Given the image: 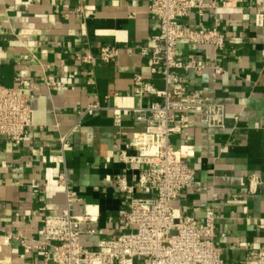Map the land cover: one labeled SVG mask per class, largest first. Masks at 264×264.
Wrapping results in <instances>:
<instances>
[{"label":"crops","instance_id":"1","mask_svg":"<svg viewBox=\"0 0 264 264\" xmlns=\"http://www.w3.org/2000/svg\"><path fill=\"white\" fill-rule=\"evenodd\" d=\"M204 1H215L219 9L179 24L210 30L220 21L226 47L217 52L181 44L178 58L219 66L223 73L174 74L184 78L190 94L226 106V127L211 129L199 116L189 115L181 133L171 137L196 172L195 185L172 208L178 216L203 222L214 206L216 245L227 264H239L264 249V27L256 25L264 0H244L238 8H223L228 0ZM152 2L0 0V85L40 84L26 91L33 96V126L19 142L0 138V264H54L43 254L42 228L45 217L65 208V193L58 186L65 168L79 200L74 214L98 220L100 235L82 238L89 249L125 232L118 215L134 198L156 197L153 190L137 188L139 172L120 160L123 152L137 155L131 141L147 129L133 111L161 102L149 94L138 96L135 77L165 89L163 76L151 73L150 55L142 52L160 32L149 11ZM108 45L117 48L115 63L96 59L86 65L78 59L88 52L97 58ZM94 104L102 110L85 115ZM118 176L136 186L134 195L120 194ZM252 180L258 182L255 194Z\"/></svg>","mask_w":264,"mask_h":264},{"label":"built area","instance_id":"2","mask_svg":"<svg viewBox=\"0 0 264 264\" xmlns=\"http://www.w3.org/2000/svg\"><path fill=\"white\" fill-rule=\"evenodd\" d=\"M244 0H228L223 8H238ZM219 9L215 1L204 0H153L150 13L160 24V32L152 38V46L142 52L149 54L152 74H161L165 89L156 90L141 75L135 77L137 95L149 94L161 99L150 108L135 109L137 121L147 123L144 133L134 137L131 146L136 156L123 152L120 160L131 170L139 172L137 188L153 190L156 197L142 200L134 198L127 210L118 215L125 232L113 239H103L96 248L82 244L85 236H99L98 220L90 214L76 216L75 205L79 202L70 188L67 169L58 176V186L66 197L64 210L43 220L42 251L47 262L54 264H227L224 251L216 245L217 224L214 206L209 209L205 221L192 216H178L172 203L193 188L195 170L181 157L171 143L174 134L181 133L189 115H197L211 129L226 127V106L210 102L199 94L187 91L185 80L174 74L175 70H193L202 74L213 69L222 74L219 66L198 64L195 60L184 62L178 58L181 44L210 46L223 52L227 38L219 30L220 21L213 29H192L179 24L180 19L203 18L207 12ZM257 27H264V8L256 15ZM118 58L115 46H103L96 58L91 52L78 59L92 65L96 59L105 64L115 63ZM57 88L56 83L45 82ZM40 84L21 81L19 88L0 85V138L19 142L33 126L34 112L31 106L34 91ZM98 104L87 108L85 115L101 111ZM179 115V117H178ZM119 118V117H118ZM65 140H63L64 143ZM63 164L65 162L61 161ZM121 195H134L136 186L124 176L115 179ZM251 193L258 192V182L252 180ZM217 198L215 199V202ZM50 248V252L46 248ZM239 264H264V249L252 251Z\"/></svg>","mask_w":264,"mask_h":264}]
</instances>
